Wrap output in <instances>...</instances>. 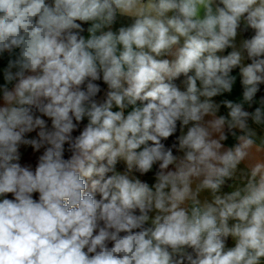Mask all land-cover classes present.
I'll list each match as a JSON object with an SVG mask.
<instances>
[{"label": "clouds", "instance_id": "1", "mask_svg": "<svg viewBox=\"0 0 264 264\" xmlns=\"http://www.w3.org/2000/svg\"><path fill=\"white\" fill-rule=\"evenodd\" d=\"M0 264H264V0H0Z\"/></svg>", "mask_w": 264, "mask_h": 264}]
</instances>
